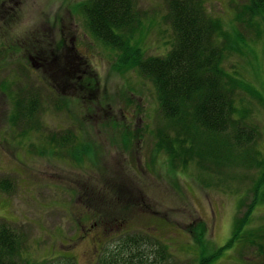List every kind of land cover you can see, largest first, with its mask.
<instances>
[{"label":"rangeland","instance_id":"obj_1","mask_svg":"<svg viewBox=\"0 0 264 264\" xmlns=\"http://www.w3.org/2000/svg\"><path fill=\"white\" fill-rule=\"evenodd\" d=\"M80 1L0 0V217L21 236V257L199 264L220 252L212 264H264L245 232L221 250L252 207L245 229L264 224V191L253 190L264 160V98L239 90L245 126L258 129L252 166L219 163L221 154L174 165L161 147L160 131L169 129L154 83L137 68H117V51L75 9ZM203 2L246 41L223 65L264 95V14L248 10L251 0ZM137 5L146 55L167 54L174 44L168 0ZM84 142L93 144L88 158L71 157Z\"/></svg>","mask_w":264,"mask_h":264},{"label":"trees","instance_id":"obj_2","mask_svg":"<svg viewBox=\"0 0 264 264\" xmlns=\"http://www.w3.org/2000/svg\"><path fill=\"white\" fill-rule=\"evenodd\" d=\"M168 6L174 44L161 56H147L137 39L144 29L145 17L137 0H84L78 7L94 37L117 51V68H137L154 83L160 111L169 129L160 131L164 142L161 147L166 148L170 162L177 165L192 156L221 154L225 160L219 163L229 160L228 164L232 161L252 166L257 159L254 153L259 151L254 135L258 129L245 126L244 112L248 109L239 106L243 104L239 90L247 89L262 100L264 95L247 83L238 70H227L222 60L229 50H242L245 38L237 30L232 35L222 17L208 13L203 0H168ZM247 8L254 15L264 14V0H251ZM248 21L255 23L253 18ZM89 83L92 88L93 83ZM74 146L72 157L78 159L79 145ZM258 166L262 170L253 189L256 194L264 191V160H258ZM1 184L7 188V183ZM253 208L236 220L235 232L221 250L231 247L245 232V242L264 253V224L245 229ZM16 237L17 232L0 217V264H44L21 258ZM219 254H205L199 264H212Z\"/></svg>","mask_w":264,"mask_h":264}]
</instances>
